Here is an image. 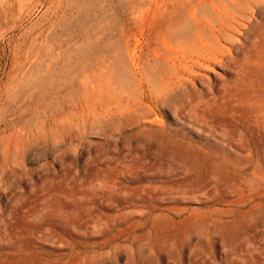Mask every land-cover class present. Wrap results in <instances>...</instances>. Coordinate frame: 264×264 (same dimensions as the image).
Listing matches in <instances>:
<instances>
[{"label": "rangeland", "instance_id": "rangeland-1", "mask_svg": "<svg viewBox=\"0 0 264 264\" xmlns=\"http://www.w3.org/2000/svg\"><path fill=\"white\" fill-rule=\"evenodd\" d=\"M0 264H264V0H0Z\"/></svg>", "mask_w": 264, "mask_h": 264}]
</instances>
